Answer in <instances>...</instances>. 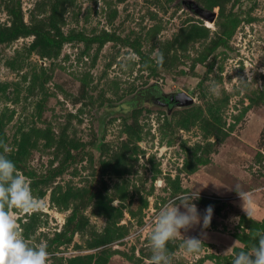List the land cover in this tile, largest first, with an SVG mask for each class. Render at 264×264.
Returning a JSON list of instances; mask_svg holds the SVG:
<instances>
[{"label":"rangeland","instance_id":"obj_1","mask_svg":"<svg viewBox=\"0 0 264 264\" xmlns=\"http://www.w3.org/2000/svg\"><path fill=\"white\" fill-rule=\"evenodd\" d=\"M14 10L30 33L11 38ZM34 29L72 38L41 54ZM0 33V153L20 160L39 205L8 214L26 244L47 245V264H149L156 214L182 193L197 195L201 224L168 243L171 264L251 249L264 231V0H0ZM181 91L189 106L170 99ZM234 186L251 194L252 219ZM76 207L80 228L59 244Z\"/></svg>","mask_w":264,"mask_h":264},{"label":"clouds","instance_id":"obj_2","mask_svg":"<svg viewBox=\"0 0 264 264\" xmlns=\"http://www.w3.org/2000/svg\"><path fill=\"white\" fill-rule=\"evenodd\" d=\"M211 91L218 95L220 90L213 86ZM234 190L242 200V210L252 219L251 194L240 190L238 186H234ZM196 197L191 193H182L158 211L154 226L147 235L151 252L149 264H171L168 243L175 239L180 229L187 231L201 224L200 213L192 203ZM8 209L27 213L38 211L39 205L33 198L30 185L17 175L15 163L7 154L0 153V264H47V245L34 247L26 244ZM212 212V206L205 209L202 227L210 225ZM253 239L255 243L251 249L236 251L231 264H264V231H256ZM202 244L201 239L190 237L184 240L183 247L187 253H194L200 250Z\"/></svg>","mask_w":264,"mask_h":264},{"label":"trees","instance_id":"obj_3","mask_svg":"<svg viewBox=\"0 0 264 264\" xmlns=\"http://www.w3.org/2000/svg\"><path fill=\"white\" fill-rule=\"evenodd\" d=\"M12 16H13V24H12V28H10L9 33H8V35L11 38L16 37L18 35L30 33V27L23 23L22 18L20 16V13L18 10H14L12 12ZM51 18H52V20H51L52 27H54V29H58L57 26H55V24H56L55 13H53L51 15ZM238 23H239V21L237 18H234V19L230 18L229 20L224 21V24L226 25V27L223 31L222 36L218 40V42L220 44H225V39L227 37L231 36L233 31L237 27ZM32 31L36 35V42L34 43V47L37 45L40 46L41 47V54H44L45 50H47L49 48L58 47L64 39H71L72 38V36H69L67 38L62 37L61 34L58 33L59 31L57 32L58 36L52 35L48 31H44L42 29H40V30L34 29ZM0 37L4 39L7 36L3 33H0ZM77 37L80 40H82V39L85 40V42H86V38H84L81 33L78 34ZM100 37L101 38H99V39L105 40L104 38H102V36H100ZM148 60L149 59L147 57H145L144 64L147 63ZM148 65H149V62H148ZM155 91L158 92L160 90L158 87H156L155 83L150 84L148 86H145V87L138 89L134 93L132 99L135 100L137 97L144 96V93H147V92L153 93ZM12 161L16 165H19L20 160L18 158H14ZM77 214H78V207H76L74 209L72 214L67 219L64 229L57 234V237L55 239L57 243L62 244V243H65L67 241H70V239L72 238V235L80 228L81 221L80 222L75 221Z\"/></svg>","mask_w":264,"mask_h":264},{"label":"water","instance_id":"obj_4","mask_svg":"<svg viewBox=\"0 0 264 264\" xmlns=\"http://www.w3.org/2000/svg\"><path fill=\"white\" fill-rule=\"evenodd\" d=\"M191 9L195 12V14L200 15L204 19L208 20L209 22H213L216 16V13L212 10L205 9L201 6L193 4ZM171 100L176 101L177 106H189L192 103V98L186 94L185 92H178L175 95L170 97Z\"/></svg>","mask_w":264,"mask_h":264}]
</instances>
